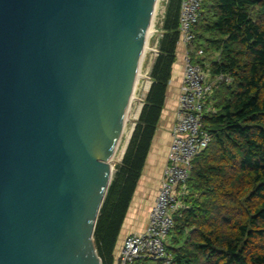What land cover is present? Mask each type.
I'll return each mask as SVG.
<instances>
[{
	"label": "water",
	"instance_id": "95a60500",
	"mask_svg": "<svg viewBox=\"0 0 264 264\" xmlns=\"http://www.w3.org/2000/svg\"><path fill=\"white\" fill-rule=\"evenodd\" d=\"M157 1L0 0V264H102L94 230Z\"/></svg>",
	"mask_w": 264,
	"mask_h": 264
},
{
	"label": "trees",
	"instance_id": "16d2710c",
	"mask_svg": "<svg viewBox=\"0 0 264 264\" xmlns=\"http://www.w3.org/2000/svg\"><path fill=\"white\" fill-rule=\"evenodd\" d=\"M180 5L167 1L152 83L98 215L94 243L102 264L115 262L161 119L180 39ZM193 31V46L204 52L197 60L208 64L212 77L231 81L217 82L208 99L212 108L203 122L211 139L193 160L186 207L175 215L167 246L180 264H264V0H203ZM214 53L217 59L205 62Z\"/></svg>",
	"mask_w": 264,
	"mask_h": 264
},
{
	"label": "built area",
	"instance_id": "2783aa9c",
	"mask_svg": "<svg viewBox=\"0 0 264 264\" xmlns=\"http://www.w3.org/2000/svg\"><path fill=\"white\" fill-rule=\"evenodd\" d=\"M203 0H181L180 40L185 46V65L177 103L176 120L167 164L149 212L143 232H133L123 242L118 264H180L167 246L177 212L184 209L183 197L188 194L187 180L194 158L208 145L211 137L205 129L203 117L212 108L209 97L217 82H230L226 75L212 77L208 64L198 61L203 49H195L193 27ZM158 53V48L154 49ZM195 56V60L192 56Z\"/></svg>",
	"mask_w": 264,
	"mask_h": 264
},
{
	"label": "crops",
	"instance_id": "0c3cea01",
	"mask_svg": "<svg viewBox=\"0 0 264 264\" xmlns=\"http://www.w3.org/2000/svg\"><path fill=\"white\" fill-rule=\"evenodd\" d=\"M162 25H163V21H162ZM155 32L156 31H153L148 38V44H147L148 46L146 47L145 54L150 50V47H149L150 38L153 36V33ZM161 37L162 35L160 36L159 42H158V52H159V43H160ZM153 42H155V39ZM185 51H186L185 46L182 43V41L179 39L177 49H176V60L172 66V75H171L168 89H167L164 109L162 111L161 119L159 121L158 127L156 129V132H155L152 144H151L150 151L148 153L147 161L143 169L142 176L136 188L134 197L131 201L132 203L131 205L133 206L130 207V209L128 210V213L122 225L120 234L118 236V240H117L116 247L114 250V258H115L114 264H118L117 261H118L119 255L121 254L123 242L126 236L133 232H143L147 226L149 212L154 204L155 198L153 199L150 205L146 204L144 206V198L146 196V182L148 180H152L153 182L155 181L159 188L160 181L163 176V171L167 164L168 153H169V149H170L171 142H172V127L175 122V114L177 110L178 97L180 94L182 79H183V74H184ZM157 55L158 53L156 54V57ZM154 62L155 60L152 59L151 62L149 61L148 63H146L145 67L143 65L142 67L143 69L141 70V72H143V76L141 79L143 82H147L149 87H147L145 90H143L142 88L143 91L141 92V94L138 95L137 91L140 86L139 85L140 79L136 85L134 96L136 99L139 98L140 100H142V102L139 104L138 113L141 112L145 104L146 96H147V93L152 83L151 72L153 69ZM147 79H149L150 81L148 82ZM138 113H137V116H138ZM157 191L153 190V192H156V193ZM156 193H152V194L156 196Z\"/></svg>",
	"mask_w": 264,
	"mask_h": 264
},
{
	"label": "rangeland",
	"instance_id": "374dc122",
	"mask_svg": "<svg viewBox=\"0 0 264 264\" xmlns=\"http://www.w3.org/2000/svg\"><path fill=\"white\" fill-rule=\"evenodd\" d=\"M167 1L168 0H158V3L156 4V6H157L156 11L157 12H156V14L154 13L155 16L153 18L152 25H151L152 30H151L149 36L151 35V33L153 31H156V32L153 33V36L150 38V43H149L150 44L149 45L150 50L144 55V57L142 59L141 70L143 69L142 68L143 65L145 67L146 63H148L149 61L151 62L152 59L155 60L156 53H155L154 49L158 48L159 38L163 34L162 21L164 18ZM154 39H155V42H153ZM218 56H219L218 53L208 55L206 62L207 63H208V61L210 62V59H217ZM142 76H143V72H140V77H139V79H140L139 85L140 86H139V89L137 91L138 95L141 94V92L148 87V83L142 81V79H141ZM147 80H148V82L150 81L149 79H147ZM142 88H143V90H142ZM141 102H142V100H140L139 98L136 99L135 96L133 97L132 104L130 106L128 118H127L125 126H124L122 138H121L117 153H116L115 157L113 158V160L111 161L112 166L114 167L113 171L116 170L117 164L120 163L122 160L121 157H122V154L124 152L127 140L129 139L130 132H131L132 128L134 127L136 121L138 120L136 117H137V113H138L139 104ZM176 114H177V110H176ZM176 114H175V120H176ZM173 126H174V124H173ZM172 129H173V127H172ZM157 188H158V185L155 181L153 182L152 180H148L146 182V196L144 198V206L146 204L150 205L152 203L153 199L156 197L152 193H156V192H153V190L157 191L158 190ZM131 204L132 203H130V205ZM132 206L133 205H131L130 207H132ZM130 207H129V209H130Z\"/></svg>",
	"mask_w": 264,
	"mask_h": 264
},
{
	"label": "bare ground",
	"instance_id": "6f19581e",
	"mask_svg": "<svg viewBox=\"0 0 264 264\" xmlns=\"http://www.w3.org/2000/svg\"><path fill=\"white\" fill-rule=\"evenodd\" d=\"M157 3H158V1H157ZM156 8H157V6H156ZM156 9H155V14H156ZM155 14H154V16H155ZM152 25V24H151ZM151 30H152V28H151V26H150V30H149V34H150V32H151ZM140 72H141V70H140ZM139 77H140V73H139V76H138V80H139ZM138 80H137V82H138ZM137 85V84H136ZM130 110V109H129ZM127 118H128V116H127ZM127 120V119H126ZM126 123V122H125ZM125 126V125H124ZM119 144H120V142H119ZM119 144H118V147H119ZM118 147H117V149L114 151V154H113V156H112V159H111V161L113 160V158L115 157V155H116V153H117V150H118Z\"/></svg>",
	"mask_w": 264,
	"mask_h": 264
}]
</instances>
